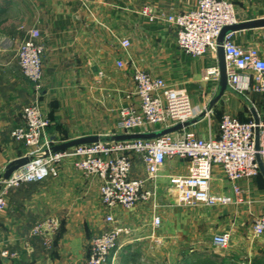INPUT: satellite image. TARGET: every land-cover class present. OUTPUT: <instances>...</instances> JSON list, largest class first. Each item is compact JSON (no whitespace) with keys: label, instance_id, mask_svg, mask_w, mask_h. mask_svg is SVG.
<instances>
[{"label":"crops","instance_id":"0c3cea01","mask_svg":"<svg viewBox=\"0 0 264 264\" xmlns=\"http://www.w3.org/2000/svg\"><path fill=\"white\" fill-rule=\"evenodd\" d=\"M231 2L240 23L264 19V0ZM197 3L0 0V180L10 162L25 155L24 145L14 141L12 132L22 123L23 109L38 100L51 122L48 133L55 144L116 133L120 108L129 103L127 95L134 91L133 66L170 84L172 71L182 66V59L198 60L202 79L198 90L189 91L197 109L192 121H198L185 131L203 138L217 136L219 125L213 124L211 115L200 117L220 90L218 81L205 79L209 68H218L217 57L186 55L178 47L175 27L162 21L151 23L141 14L150 8L164 17L191 11ZM30 29L41 32L45 47L44 89L40 94L23 75L17 55ZM123 40L131 43L130 61L121 47ZM234 41L263 51L264 28L236 32ZM120 60L126 61L123 68L117 66ZM186 64L193 72L192 65ZM254 103L228 88L214 110L221 109L223 115L231 114L241 121L255 120V113L264 117V105ZM188 170L189 161L168 159L156 183L147 186L156 192L157 206L150 200L140 202L132 211H111L102 203L100 179L87 176L67 160L58 177L9 192L7 208L0 212V264H85L92 240L113 225L127 227L131 233L121 237L106 264H264V236L253 233L254 220L264 213V176L260 173L251 181L238 183L244 191L241 204L178 206L169 193V177L185 175ZM146 176L141 157L135 155L131 177ZM213 190L233 193L220 167L215 169ZM110 212L115 224L106 222ZM155 214L162 218L156 229L152 227ZM46 220L57 225L56 229L45 227L50 245H46L47 235H32L33 228ZM224 232L231 234V244L219 249L213 245V237ZM5 251L13 256H4Z\"/></svg>","mask_w":264,"mask_h":264},{"label":"built area","instance_id":"2783aa9c","mask_svg":"<svg viewBox=\"0 0 264 264\" xmlns=\"http://www.w3.org/2000/svg\"><path fill=\"white\" fill-rule=\"evenodd\" d=\"M82 1L86 3L88 0ZM141 14L151 23L162 21L175 27L178 47L192 57L207 54L217 57V39L222 29L240 23L231 0H198L195 9L164 17L155 15L150 8H145ZM121 47L130 61V41H121ZM224 50L228 88L235 93L252 90L264 95V50L237 45L234 33L226 36ZM44 52L41 32L30 29L17 55L23 75L33 83L38 94L44 89ZM125 65L126 61L117 62L119 68ZM133 70L134 91L127 95L129 103L120 108L117 132L101 137L98 143L52 153V147L56 144L48 133L51 122L44 115L39 100L23 109L22 123L13 130L12 138L24 145V156L32 159L14 172L10 179L0 180V212L6 210L7 196L12 189L58 177L67 160L72 161L74 168L87 176L100 179L102 203L111 211L116 208L132 211L140 202L150 200L157 206L156 192L147 186L149 182L156 183L167 160L173 158L189 161L187 174L169 177V193L176 199L178 206L225 207L243 202L244 191L238 183L242 180L251 181L260 175L257 155L264 163V117L260 116L257 124L255 120L241 121L231 114H224L219 123L218 135L207 138L182 128L152 139L115 141L117 135L157 133L197 117V109L187 91L172 86L163 77L153 76L141 67L133 66ZM205 79L219 82V69L209 68ZM257 128L260 133L259 150L256 149ZM1 129L0 117V132ZM135 155L141 157L145 166V178L131 177ZM217 167L222 169L230 183L233 191L231 195L214 192ZM106 222L116 223L113 213L108 214ZM161 224V216L153 215L152 227L156 229ZM45 227L56 229L57 225L53 220H46L33 228L32 235H47ZM130 233L131 229L127 227L113 225L110 230L95 237L85 264H106L111 253L119 246L121 237ZM253 233L256 237L264 236V213L254 220ZM212 242L219 249H227L231 244V234H217ZM50 243L47 235L46 245ZM10 254L13 256L9 251L3 253L4 256Z\"/></svg>","mask_w":264,"mask_h":264},{"label":"water","instance_id":"95a60500","mask_svg":"<svg viewBox=\"0 0 264 264\" xmlns=\"http://www.w3.org/2000/svg\"><path fill=\"white\" fill-rule=\"evenodd\" d=\"M264 28V19H257V20H250L246 22H241L235 25L226 26L222 29L218 39H217V59H218V69L220 74L219 79V93L217 96L211 101L210 105L205 109V111L200 115V117H205L208 115L209 112H211L214 109V106L216 103L223 97V95L228 90V77H227V66H226V57H225V50H224V43L226 36L230 33H236L243 30H251V29H260ZM198 120L195 119L194 121H190L187 123H184L182 125H178L174 128L152 133V134H131V135H117L114 137L115 141H125V140H131V139H152L156 138L158 136H161L166 133H170L173 131H177L182 128L189 127L193 123L197 122ZM255 122L259 123V117L255 113ZM101 137L98 135L94 136H87V137H81L78 139H73L70 141H65L59 144H56L52 147V153H59L66 150H69L74 147L83 146V145H91L100 142ZM260 148V133L259 129L256 130V149L259 150ZM32 157L24 156L17 160H14L10 162L6 168L5 174L3 179L8 180L11 178L14 172L18 171L19 169L26 166ZM257 161L259 164L260 172L264 176V163L259 155H257ZM1 190V186H0Z\"/></svg>","mask_w":264,"mask_h":264},{"label":"rangeland","instance_id":"374dc122","mask_svg":"<svg viewBox=\"0 0 264 264\" xmlns=\"http://www.w3.org/2000/svg\"><path fill=\"white\" fill-rule=\"evenodd\" d=\"M181 61H182V66L178 65L174 67L172 71L173 72L172 73L173 82H171L170 84L174 83L177 85L176 87L178 89L185 90L188 93L191 89H193L194 91L198 90L199 88L198 82L201 81L202 79L199 73V69H200L199 61L192 59V58L191 60L182 59ZM186 63H189L192 65L193 72H191L189 69H186L185 66H187L188 68V65ZM208 87H210V85ZM243 95L248 97L249 100H252L253 103L257 101L258 104L261 105L262 103L264 105V95L262 94H258L252 90H248V91H245ZM248 114L250 115L249 111H248ZM222 115H223V111L221 109H217V110L213 109V112L211 114V119L213 120V124L216 123L218 126Z\"/></svg>","mask_w":264,"mask_h":264}]
</instances>
